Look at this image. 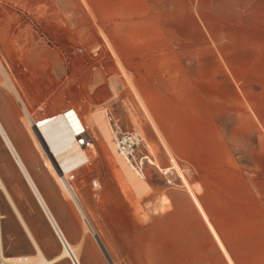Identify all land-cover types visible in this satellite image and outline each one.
<instances>
[{
  "label": "crops",
  "instance_id": "crops-1",
  "mask_svg": "<svg viewBox=\"0 0 264 264\" xmlns=\"http://www.w3.org/2000/svg\"><path fill=\"white\" fill-rule=\"evenodd\" d=\"M87 1L105 6L95 11L100 27L123 67L131 70L137 89L136 94L130 92L132 124L136 120L160 150L158 158L164 168H159L172 172L149 174L147 186L141 190L131 186L147 219L142 221L136 214L138 206L132 204L129 241L116 238L114 251L105 244L104 252L88 240L83 264H124V260L130 264H264V43L262 28L254 25L264 22V0ZM188 5L193 6L189 14ZM187 15L195 22L194 28L181 23ZM203 20L227 22L224 29L207 31L216 38L214 44H203L207 35L198 24ZM235 21L252 22V27L238 30L230 25ZM219 36L249 39L219 41ZM97 39L110 55L100 31ZM33 109L36 120L57 111L53 104H35ZM25 112L28 114L26 108ZM102 112L95 113L91 122L107 142ZM29 119L35 134L47 144L44 149L40 143V152L53 154L49 160L44 158L54 170V178L70 192L67 180L72 168L89 161L84 149L75 142L66 122L57 132L44 136ZM0 122L26 167L18 150L22 145L19 141L16 145L8 133L14 132L13 120L1 109ZM167 149L185 180L172 167ZM167 180L172 181L170 186ZM33 248L36 252L29 255L9 256L5 247L4 251L9 257L35 256Z\"/></svg>",
  "mask_w": 264,
  "mask_h": 264
},
{
  "label": "rangeland",
  "instance_id": "rangeland-1",
  "mask_svg": "<svg viewBox=\"0 0 264 264\" xmlns=\"http://www.w3.org/2000/svg\"><path fill=\"white\" fill-rule=\"evenodd\" d=\"M104 7L90 5L87 0H0V109L13 120L14 132L8 133L16 145L17 141L22 145L21 148L17 147L28 171L65 237L78 250L82 264L84 244L88 240L95 248L104 252H107L105 244L114 251L116 238L129 241L132 204L138 206L139 212L136 210V214L140 215L142 221L147 219L141 203L136 200L137 195L134 196L133 183L129 182L107 138L108 143L99 129L93 126L91 121L94 114L104 112L105 121L107 120L109 131L113 135L114 128L108 116L119 132L134 130L142 138L145 137L146 142L143 141L144 146L137 153V156L148 155L144 172H138L144 188L149 174L172 172L169 169L164 172L159 168H164L158 158L160 150L147 138L136 120L132 124L130 92L136 94L137 89L132 82L131 70L123 67L120 57L105 35L104 27H100L95 11L100 12ZM191 7L193 6H187L188 14ZM191 18L187 15L181 23L187 28H194L195 22ZM198 24L206 35L211 29L221 30L227 27V22L224 21L203 20L198 21ZM230 25L241 30L251 28L252 22L235 21ZM254 25L262 28L263 44L264 22H255ZM99 31L111 50L110 55L100 48L97 39ZM224 39L232 41L249 38H218L219 41ZM215 41L216 38L209 35L203 37V44L211 45ZM113 60L119 68L115 67ZM224 70L229 73V69ZM7 80L12 83L16 92L9 89ZM139 103L148 112L145 103L141 100ZM35 104L42 107L53 104L57 111L51 115L52 118L49 116L36 120L33 109ZM68 106H74L80 111L94 139L92 148L83 153L89 158L87 164L71 170L77 174L72 185L80 202L65 174L70 192L54 178V170L45 163L42 151L40 152V143L44 149L47 144L35 134L29 119L30 117L35 121L41 134L45 136V133L57 132L58 127L65 122L60 114ZM149 118L163 140L150 112ZM262 134L264 137V132ZM54 150L59 155L55 148ZM167 152L173 162L172 167L183 177L175 156L169 149ZM60 169L64 173L63 167ZM0 175L43 253L49 259L59 256L64 245L1 135ZM93 180L98 182V189L93 187ZM0 204V210L5 216L1 225L6 254H34L36 251L23 230L14 207L3 194H0ZM123 263L130 264V261L124 260ZM55 264L73 262L66 257Z\"/></svg>",
  "mask_w": 264,
  "mask_h": 264
},
{
  "label": "bare ground",
  "instance_id": "bare-ground-1",
  "mask_svg": "<svg viewBox=\"0 0 264 264\" xmlns=\"http://www.w3.org/2000/svg\"><path fill=\"white\" fill-rule=\"evenodd\" d=\"M7 86L9 87L10 90L15 92L14 87L12 86V84L9 81L7 82ZM102 114H104V112H102ZM103 116H102V119L105 120V118ZM98 121H100V120L98 119ZM98 123H100V122H98ZM105 124H106V126H105L106 127V132H105L106 133V138H107L109 144L111 145L114 153L116 154V156H117L116 158L120 161L121 166L125 170V173H126V175L128 177L129 182L133 183V186H134V188H136L137 191L141 190L144 187V184L142 183L141 177H139V175H138L140 173V170L136 166L130 165L129 162L132 163V160L126 159L125 157L120 155L118 153V151H117L116 134L119 132L118 129L115 127L114 128L115 131H114V129L111 127L113 129V132H114V135H113L112 132L109 131V127H108L109 125H107V120L105 121ZM100 126L102 128V125H100ZM0 135L3 138V140L5 141V143L9 146L10 150L12 151L18 166L20 167V169L22 170V172L26 176V178L28 180V183L30 184V186L33 189L34 194L36 195L37 199L39 200L40 204L42 205L44 211L46 212L47 216L50 219V222H51L54 230L56 231L57 235L59 236V238L61 239V241H62V243L64 245L63 251L61 252V254L59 256H57V257H55L53 259L47 258V256L43 253V251L41 249V246L37 242V240H36L35 236L33 235L32 231L27 226V224H26V222H25V220L23 218V215L18 210L17 206H15L13 198L11 197V195H10L9 191L7 190V188L5 187V185H4V183H3L2 179H1V176H0V192H2L4 194V196L8 199V201L14 207L16 215L18 216L22 226L24 227V230L27 233L28 238L30 239V241L32 242L33 246L37 250V255H35V256L9 257L4 252L3 235H2V232H1V235H2L1 254H2V258H3L4 264H55L56 262L66 258V257L71 258L74 264H82L81 261H80L78 250L76 249V247L74 245L69 243V241L65 237V235H64L63 231L61 230L59 224L57 223L56 219L54 218V216L50 212V210H49L44 198L42 197L40 191L38 190V188L36 187L34 181L32 180V177L30 176L29 172L27 171L24 163L22 162V160L18 156L17 152L15 151V149H14V147H13V145H12V143H11L9 137H8V135L6 134L1 122H0ZM142 136L144 137V135H142ZM143 141L146 142L145 137L143 138ZM78 146H79V144H78ZM49 151L51 153V150H49ZM50 155H49V153L44 154L46 160H49V159L52 158L53 154L51 153ZM46 160H45V163H46ZM135 168H137L138 171H136ZM0 206H1V204H0ZM0 213L2 215L1 218L3 220L4 215L2 214V210H0ZM1 230H2V225H1Z\"/></svg>",
  "mask_w": 264,
  "mask_h": 264
},
{
  "label": "built area",
  "instance_id": "built-area-1",
  "mask_svg": "<svg viewBox=\"0 0 264 264\" xmlns=\"http://www.w3.org/2000/svg\"><path fill=\"white\" fill-rule=\"evenodd\" d=\"M60 115L68 124L69 130L79 146L84 150L91 149L94 139L80 111L74 106H68L61 111ZM116 142L118 153L128 160H132V163L140 170V172H144L146 161H148V155L137 156L139 149L144 146L143 138L140 134L134 130L120 131L116 134ZM76 178L77 174L75 171L69 173V181L72 182L76 180ZM167 184L170 186L172 181L167 180ZM93 187L96 189L99 188V184L96 180H93ZM1 217L2 215L0 213V264H4L1 254Z\"/></svg>",
  "mask_w": 264,
  "mask_h": 264
},
{
  "label": "water",
  "instance_id": "water-1",
  "mask_svg": "<svg viewBox=\"0 0 264 264\" xmlns=\"http://www.w3.org/2000/svg\"><path fill=\"white\" fill-rule=\"evenodd\" d=\"M72 260V259H71ZM73 262V261H72ZM74 264V263H73Z\"/></svg>",
  "mask_w": 264,
  "mask_h": 264
}]
</instances>
